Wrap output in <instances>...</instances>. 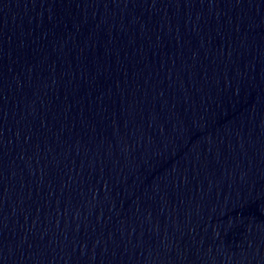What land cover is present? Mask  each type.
I'll use <instances>...</instances> for the list:
<instances>
[{"label": "water", "instance_id": "obj_1", "mask_svg": "<svg viewBox=\"0 0 264 264\" xmlns=\"http://www.w3.org/2000/svg\"><path fill=\"white\" fill-rule=\"evenodd\" d=\"M0 264H264V0H0Z\"/></svg>", "mask_w": 264, "mask_h": 264}]
</instances>
